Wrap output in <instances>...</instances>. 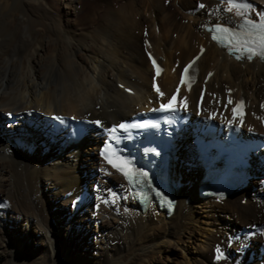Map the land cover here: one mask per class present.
<instances>
[{
    "label": "bare ground",
    "instance_id": "6f19581e",
    "mask_svg": "<svg viewBox=\"0 0 264 264\" xmlns=\"http://www.w3.org/2000/svg\"><path fill=\"white\" fill-rule=\"evenodd\" d=\"M57 1L0 0V264H74L62 245L72 242L85 249L73 229L78 220L89 218L99 224L90 243L106 255L99 264H138L171 244L189 252L185 260L191 264H264V153L250 170L257 189L248 190V181L224 201L201 200L203 174L190 141L211 119L237 123L228 106L229 89L249 104L244 133H264V64L237 62L208 44L204 28L233 17V12L227 14L226 0ZM252 1L257 10L249 15L261 19L264 0ZM184 19L192 26L183 25ZM145 40L164 67L161 78L155 76ZM201 44L207 50L197 64L199 81L188 94L179 84L180 69ZM51 47L55 56L49 66L65 84L71 79L68 90L40 70ZM13 48L17 55L11 57ZM209 72L214 75L206 83ZM159 102L181 106L190 118L172 163L177 206L170 218L155 205L142 211L125 180L102 164L100 152L94 155L106 129L153 110ZM54 114L99 123L82 143L68 145L49 133ZM87 181L100 184L103 195L96 201L84 198ZM3 200H9L10 209ZM81 201L83 207L76 209ZM70 202L74 217L60 206ZM51 208L63 223V244ZM196 213L210 220L220 216L223 223L215 231L205 228L203 238L195 237L189 225ZM30 231L42 236L39 256L35 249H22ZM217 249L227 256L225 261L213 254Z\"/></svg>",
    "mask_w": 264,
    "mask_h": 264
},
{
    "label": "rangeland",
    "instance_id": "374dc122",
    "mask_svg": "<svg viewBox=\"0 0 264 264\" xmlns=\"http://www.w3.org/2000/svg\"><path fill=\"white\" fill-rule=\"evenodd\" d=\"M51 1H54V4L57 5V2H58L57 0H51ZM174 9H175V7H171V10H174ZM65 10H66V8H65ZM146 16H147V18H149L150 13H148ZM171 18H172V21H175V16H173ZM182 24L185 26H192V21H189L188 19H184V20H182ZM181 39L183 40L184 36H182ZM51 48L48 49V51L51 50V52H48V51L46 52L47 58H45L46 60L44 59L45 61L42 60L44 65H43V68H41L40 70L42 71L44 76H46L48 78H52L53 82H55L57 84V86L58 85L61 86L62 84H64V86H66L67 87L66 89L68 90V89H70V87L71 88L73 87V84L71 83V79L69 78V80L66 81V82H68V84L66 83L67 84L66 85L65 82H63V80H61L63 78L60 77V74H58L56 72L57 74L55 73V75H54V73H52L53 71H52L51 64H50L51 67L49 66V62L52 63L51 58L55 56V55L52 56L54 54V52H53V48L52 49ZM13 49L14 50L11 49V51L9 52L11 57L14 55H17V48H13ZM47 53H48V55H47ZM47 60H48V62H47ZM46 63H47V65H46ZM63 75L64 74L62 73V76ZM120 89L124 90V88H122V87H120ZM61 93H62V91L60 92V94ZM169 102H171V101H169ZM33 133L35 134L36 132H33ZM95 138L96 137H91V139H95ZM98 152L99 151L95 150L94 155L98 156ZM86 153H87L86 156H88L89 152L87 151ZM81 162L85 163L86 161L84 159ZM98 172L101 173V169H98ZM79 174H81V173H79ZM84 176H86V175H84ZM85 178L86 177H84V180H86ZM253 178H256L255 174H253ZM98 183H99L98 181H97V183L92 182V181H87L84 183V186L86 188L85 195H84L85 200L88 199L90 201H93V200L96 201V198L103 195L100 184H98ZM256 184L257 183L255 181H250L249 185H248V190H250L252 192L253 190L257 189L258 186ZM15 195H18V194L16 193ZM104 195H106L105 192H104ZM13 197H14V195H13ZM263 198H264V194H263ZM199 199H201V198H199ZM209 199H214V198H209ZM201 200H208V199H201ZM84 203L85 202L81 201L80 204L79 205L77 204L75 208L76 209L82 208ZM60 206L63 209H66V212L68 215L67 217H70V216L74 217L75 216V214L73 213V209H72L73 205L71 204V202L66 204V205L61 203ZM251 211H253V209H251ZM48 212H49V214L51 213L54 215V217H56L57 226H59L58 241L60 244H63L65 241V230H64L63 223L60 226L61 220L57 219V214L55 213V210L53 208H51L50 211H48ZM113 218L114 217H111V220L113 221V223H115V224L118 223L117 222L118 220H116V222H115V219H113ZM215 219L216 220H210V219H207L204 215L196 213L193 215V217L190 221L191 223L189 226L193 228V231L195 233V237L203 238L204 235L206 234V231H205L206 229H208L210 227L211 231L212 230L215 231L216 228H218L222 225L223 221H222L220 216L215 217ZM248 220H250V218H248ZM99 223H101V222L99 221ZM98 226H99V224L96 223L95 220H90V218L86 221H83L82 219L77 221V224L74 226L73 232H76L77 237H79V239L81 238L82 243H84L85 249H83L82 247L81 248L77 247L72 242L71 243L67 242L68 244L65 246L62 245V247H64V249H65V252H67V255H69L70 259H72L71 263H74V264H99L100 261L102 263V261L105 259L106 255L104 252L102 253V251H99V253H98L96 251V243L95 242L90 243L91 236H95V234L97 233ZM15 229H17V227H15ZM262 234L264 235V231H262ZM240 236H241L240 234H237L238 238ZM16 237H19V235L17 234ZM41 237H42L41 235H36L35 232H32V231L28 232L26 239L23 241V244H24L22 247L23 251H25V249H26L27 251H29V252L31 251V253H32L33 249H35V251H36L35 254L38 256L41 255L42 249L44 248V242H42ZM172 245L173 244H171V246H168V247L166 246V248L162 247L160 249H156L155 251L154 250L151 251L149 253V255L146 256V259L138 262V264H184V263L185 264H191L188 261L186 262V260H185V254H189V252L185 251V254H184V250H182V248L175 249L173 247V249H172L171 248ZM188 245H189L188 242H186L185 246H188ZM259 246L257 247V250H256L257 253H258ZM194 247H195V251H196L198 246H194ZM192 249L194 250V248H191V249H190V247L188 248V250L191 251V253L193 251ZM216 253H217V251H215V253H213V254L215 255Z\"/></svg>",
    "mask_w": 264,
    "mask_h": 264
},
{
    "label": "snow or ice",
    "instance_id": "6c2138e0",
    "mask_svg": "<svg viewBox=\"0 0 264 264\" xmlns=\"http://www.w3.org/2000/svg\"><path fill=\"white\" fill-rule=\"evenodd\" d=\"M228 3L230 5L228 10L231 11L233 7L236 8L237 9V15H244V13L240 11L241 8L249 9L251 7L247 3H243V4L234 3V0H228ZM199 7L203 8L204 5L201 4V5H199ZM240 27L242 29H244V31H242L241 33H236L234 29H229V28L221 26V25H217L214 29H210L209 31H214L217 33L216 35H213V37H212L214 40H222L225 38V36L228 38H232V39H235V37L239 36V35L245 36V37H247V39H245L243 41L237 40L236 43L237 44L242 43L248 48V51L250 53L249 58H251V55L256 54L254 51V46L258 45V47L260 49L259 54H260L261 58H264V18H262L259 23H255L252 19L246 18L244 20L243 25H240ZM237 58L239 59L240 57H237ZM196 59H199V57H197ZM152 62L154 65L156 64L155 60H153ZM194 63H195V60L183 69V74L181 77V84L185 83L184 74H187L189 72V69L192 67V65ZM159 72H160V69L157 67V74H159ZM157 91H159V90L157 89ZM177 91H179V89H177ZM172 99H175V97H173ZM228 102L230 104L233 103L231 99H229ZM242 105H243V101H240V102H238L236 107H234L232 109L234 116L238 114V109H240L242 107ZM162 107H167V106H162ZM96 123H99V122L97 121ZM127 127H128L127 125H123V124L119 125V128L123 129V130H126ZM112 131L115 132L116 129H113ZM130 171L131 170L125 171V173H124L125 176L129 175ZM140 174L147 176V173H140ZM217 253H218L217 259H220L221 255H220L219 249H217Z\"/></svg>",
    "mask_w": 264,
    "mask_h": 264
}]
</instances>
